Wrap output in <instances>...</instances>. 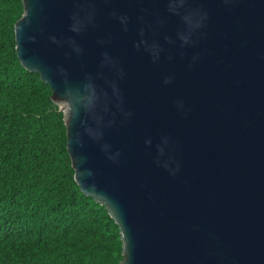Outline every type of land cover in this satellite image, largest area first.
Here are the masks:
<instances>
[{"label": "water", "instance_id": "water-1", "mask_svg": "<svg viewBox=\"0 0 264 264\" xmlns=\"http://www.w3.org/2000/svg\"><path fill=\"white\" fill-rule=\"evenodd\" d=\"M21 66L51 90L119 264H264V0H22Z\"/></svg>", "mask_w": 264, "mask_h": 264}, {"label": "trees", "instance_id": "trees-1", "mask_svg": "<svg viewBox=\"0 0 264 264\" xmlns=\"http://www.w3.org/2000/svg\"><path fill=\"white\" fill-rule=\"evenodd\" d=\"M22 0H0V264H119V230L74 181L63 114L15 52Z\"/></svg>", "mask_w": 264, "mask_h": 264}]
</instances>
